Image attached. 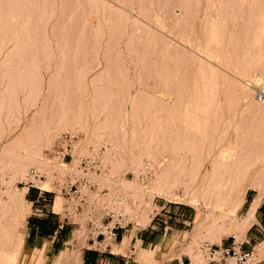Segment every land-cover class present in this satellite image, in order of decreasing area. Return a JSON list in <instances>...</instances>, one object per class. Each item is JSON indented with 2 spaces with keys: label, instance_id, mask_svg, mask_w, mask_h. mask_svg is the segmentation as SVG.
<instances>
[{
  "label": "rangeland",
  "instance_id": "obj_1",
  "mask_svg": "<svg viewBox=\"0 0 264 264\" xmlns=\"http://www.w3.org/2000/svg\"><path fill=\"white\" fill-rule=\"evenodd\" d=\"M214 1L36 0L22 34L18 12L30 4H0V264H57V259L49 263L25 244L27 216L39 208H29L23 184L28 167L43 176L36 187L51 191L47 196L54 197L53 209L69 220L66 231L73 240L63 250L70 252V259L60 264H77L82 245L104 255V245L123 250L125 241L119 247L118 239L100 244L94 239L99 222L119 197L129 209L121 211L130 220L122 234L132 239L126 256H116L117 264H204L201 241L220 245V239L229 240L230 235L247 239V228L256 222L255 216L249 219V210L259 188L249 185L239 194L227 190L218 205L185 184L190 182L188 171L194 170L199 182L208 186L215 180L226 190L229 174L224 169L241 162L244 153H249L245 163L252 178L264 172V135L256 138L264 120L253 113L264 107V102L254 101L258 90L264 91V0ZM3 14L10 15L5 17L6 26H15L11 30L3 25ZM44 34L51 42L43 50ZM73 37H84L85 43L70 46ZM236 39V56L244 55L242 62H236L229 44ZM256 53L253 60L250 56ZM231 91L241 94L238 102L227 97ZM211 99L219 120L210 106L201 107ZM64 123L69 128L60 127ZM241 124H248L246 132ZM62 132L77 135L76 155L98 154L94 185L81 189L78 197L67 198L60 191L66 170H54L57 174L51 177L53 169L50 176L49 168L23 161L26 152L49 139L37 151L59 162L60 157L43 152ZM146 159L154 170L149 185L130 175ZM19 165L23 169L16 173ZM167 168L178 175L165 192L160 184L154 191L157 174ZM7 191L15 196L12 205L4 197ZM253 194L244 213V199ZM181 209L187 212L185 219L178 215ZM155 212L156 227L150 230ZM262 215L260 211L256 218ZM139 232H150L140 246L133 241ZM150 235H155L151 241ZM160 242H169V248L155 254ZM251 251L246 264H264V241ZM221 263L234 264L228 259Z\"/></svg>",
  "mask_w": 264,
  "mask_h": 264
},
{
  "label": "bare ground",
  "instance_id": "obj_2",
  "mask_svg": "<svg viewBox=\"0 0 264 264\" xmlns=\"http://www.w3.org/2000/svg\"><path fill=\"white\" fill-rule=\"evenodd\" d=\"M8 1H10V2H19V3H22V5H25V4H30L29 5V9L28 10H25V11H21L20 10V12H18V18H19V21L17 22V26H19V29H18V32L19 33H23V32H25V29H24V24H26L27 23V21H28V16H31L32 14H31V7L32 6H34V4L36 3V0H0V4H3V3H5V2H8ZM223 1H225V0H223ZM9 2V3H10ZM208 2V1H207ZM216 2V0L214 1V3ZM222 2V0H220V3ZM208 3H210V2H208ZM213 3V2H212ZM213 3V4H214ZM186 4V3H185ZM226 4V3H225ZM228 4V3H227ZM187 5V4H186ZM207 5V4H206ZM20 6V5H19ZM31 6V7H30ZM227 6V9H228V5H225V7ZM9 7V6H8ZM207 8H209V7H211V5L210 6H206ZM224 7V8H225ZM0 9H1V7H0ZM10 9V8H9ZM17 9V8H16ZM26 9V8H25ZM226 9V8H225ZM8 10V9H7ZM7 10H5L4 12H6L7 13ZM41 10V9H40ZM206 10V9H205ZM10 11V10H9ZM9 13V12H8ZM226 13V12H225ZM10 14V13H9ZM16 14V13H15ZM4 15V17H5V15L6 14H3ZM41 15V14H40ZM7 16V15H6ZM38 16V15H37ZM8 18L10 17V15H8L7 16ZM11 18V17H10ZM3 19V18H2ZM8 20L9 19H7L6 17L3 19V25H7L8 24ZM0 21H1V19H0ZM5 21V22H4ZM2 22V21H1ZM1 22H0V26H1ZM12 24V23H11ZM2 25V26H3ZM214 25V24H213ZM13 26V25H12ZM11 25L9 26H6V28H10V30L13 28V27H15V26H13L12 27ZM215 28V27H214ZM5 30V29H4ZM215 30H216V28H215ZM219 31V30H218ZM214 32V34L216 33L215 31H213ZM221 32V31H220ZM217 33H219V32H217ZM3 35H6L5 34V31H4V34ZM8 35V34H7ZM216 35V34H215ZM1 38V37H0ZM73 38H75V37H73ZM72 38V39H73ZM86 38V37H85ZM209 38V36L207 37V39ZM211 38H212V35H211ZM217 38V37H216ZM8 39V38H7ZM84 37H76L75 38V41L73 40L72 42L69 40L68 41V43H70V46H72V45H74V46H78L79 44H81V43H83L84 42ZM87 39V38H86ZM217 39H219V38H217ZM87 41V40H86ZM211 41V40H210ZM209 41V42H210ZM7 42V44L9 43V42H11V40L9 41V39L6 41ZM50 42H51V40L49 39V37H47L46 36V34H44V38H43V40H42V47H43V50L46 48V44H47V48H49L48 47V43L50 44ZM208 42V43H209ZM3 43V42H2ZM20 44L21 43H23V39L21 40L20 39V42H19ZM85 43V42H84ZM207 43V42H206ZM220 43V42H219ZM210 44V43H209ZM230 47L232 46V47H234L233 48V52H234V55H235V59H236V62H242V61H244L245 59H244V55L242 56V57H237L236 56V52L238 51V49H239V47L237 46L239 43H238V40L236 39V41H230ZM5 46H6V44H4ZM49 46H51V45H49ZM207 46V45H206ZM215 46V45H214ZM45 47V48H44ZM46 51V50H45ZM47 53H45V55H46ZM49 55V54H48ZM49 56H51V54L49 55ZM259 56V54L258 53H256L255 55H253V56H250L253 60L255 59L254 57H258ZM46 58H48V57H46ZM45 58V59H46ZM239 58V59H238ZM27 59V58H26ZM193 59V58H192ZM251 60V59H250ZM43 61H44V59H43ZM49 61V60H48ZM24 63V62H23ZM156 63V62H155ZM255 63V62H254ZM46 64V63H45ZM20 65V64H19ZM251 67H253V64H252V66ZM212 72V71H211ZM152 75V74H151ZM152 76H154V75H152ZM214 76V75H213ZM231 84H232V82H231ZM177 85V84H176ZM231 86V85H230ZM233 86V85H232ZM228 87V86H227ZM224 88V87H223ZM234 88V87H233ZM227 97H229L230 98V100H231V102H238L240 99H241V94H234V92H230V95L229 96H227ZM228 101H227V103H228V105H230L229 103H230V100L229 99H227ZM202 102V101H201ZM264 102V100L262 101V102H258V103H263ZM203 103V102H202ZM215 103V101H213V99H211V102H208V104H202L201 105V107H202V109L203 108H207V107H209L210 106V108H212L211 109V112H212V115L216 118V119H218L217 118V116L220 114V112H218V110L219 109H217L216 108V105L214 104ZM48 104H44V106H47ZM228 107H230V106H228ZM231 108V107H230ZM222 109H220V111H221ZM250 110V109H249ZM113 111V110H112ZM232 111V110H231ZM114 112V111H113ZM222 112L223 111H221V114H222ZM258 113L259 115H260V118H261V120H264V107L262 108V109H260L259 111H255V112H253V113ZM115 113V112H114ZM77 116V115H76ZM75 116V117H76ZM234 116H236V115H234ZM61 117V116H60ZM219 117V116H218ZM221 117V116H220ZM59 119V118H58ZM216 119H214V120H216ZM220 119V118H219ZM218 119V120H219ZM217 120V122H219ZM75 121L77 122V120L75 119ZM75 122V123H76ZM138 122V121H137ZM74 123V124H75ZM79 123V122H78ZM111 123V122H110ZM109 123V124H110ZM153 123V122H152ZM235 123V122H234ZM69 123H64L62 126H60V127H62V128H69V125H68ZM237 124V123H236ZM78 125V124H77ZM153 125V124H152ZM247 125L248 124H245V125H242L241 124V126H243V130H244V132H246L247 131V129H246V127H247ZM238 126V125H237ZM247 128H249V127H247ZM238 129V128H237ZM257 135H258V137H256L257 139H259L260 138V136H262V135H264V127H262V128H257ZM172 136V135H171ZM177 136V135H176ZM104 136H102V138H103ZM106 137V136H105ZM123 140L124 139H126V133H124V135H123ZM253 138V137H252ZM256 138H254V140L256 141ZM161 140H163L164 141V136H163V139L161 138ZM47 141H49V139L48 140H45V142H47ZM167 141V140H166ZM45 142H40L39 143V147H38V149H39V151H40V148L45 144ZM162 142V141H161ZM170 142V141H169ZM49 143V142H48ZM99 143V142H98ZM166 143V142H165ZM164 143V144H165ZM167 143H168V141H167ZM103 144V143H102ZM171 144V143H170ZM176 145V144H175ZM165 146V145H164ZM213 146V145H212ZM121 147H122V149H123V153H124V151H126L125 149V144H122L121 145ZM163 147V146H162ZM185 148H187V146L185 147ZM185 148L184 149H182L181 148V150H185ZM211 148V147H210ZM231 148V147H230ZM37 149V150H38ZM17 150V149H16ZM22 150H23V148H22ZM37 150H35L34 152H31V153H29V152H26L27 154H25L24 156H25V158H23V161H25V163H31V164H33V166L34 165H36V166H42L43 168L44 167H47V168H49L50 169V171H47V173H49V175L51 176L52 174H53V176H51V177H54L57 173H55V171L54 170H63L64 169V171L66 170V171H68V170H71L72 169V167H70L69 165L71 164V163H66V162H64L63 160H61L60 158V161L59 162H54V160L53 161H51V160H48L47 158H45V157H43V156H40L39 155V151H37ZM212 150V149H211ZM76 151H77V140H76V148H75V150H74V153H76ZM153 151V150H152ZM151 151V152H152ZM159 151V150H158ZM12 152V151H11ZM19 152H21V150L19 151ZM18 152V153H19ZM41 152V151H40ZM107 152V151H106ZM154 153H156L157 152V150L155 149L154 151H153ZM242 152H244V151H242ZM245 152H247V151H245ZM123 153L121 152V154L123 155ZM150 153V152H149ZM106 154V153H105ZM111 154H113V153H111ZM126 154V153H125ZM249 154V153H248ZM248 154H245L244 153V156L242 155V157L239 159V161H241V162H238L237 161V164H233L232 163V165H228L227 164V167L224 169V171H226V173L228 172V174H229V176L224 180L225 181V184L227 185V189L226 190H224V188H219V185H218V181L216 182L215 180H212L211 182H209L208 183V186H206V184L204 183V182H199L198 181V179H199V176L197 175L198 174V172H196V174H195V171L194 170H192L191 172H189L188 171V175L186 176L187 177V179L190 181L188 184L185 182V184L187 185V186H189L190 188H193L194 190H195V192L196 193H201V194H203V195H205V196H207V199L209 198L210 200H213L215 203H217L218 202V205L222 202V200H224L225 199V197L223 196V194L224 193H227V192H233V193H236V194H239L240 192H241V190H243V188H246L247 186H249V185H252V186H255V187H257V188H259L261 191H260V193L257 195V197L254 199V201H253V203H252V205H251V207H250V213H249V219H253L254 218V212H255V210H256V207L258 206V204L260 203V200H261V197H262V195L264 194V187H263V183H264V172H261V171H259V173L256 175V177H254V178H252L251 176H250V174L248 173L249 171H247L248 170V165H247V163H245L247 160H248V158H249V155ZM96 155V157H98V154H95ZM109 155H110V153H109ZM121 155V156H122ZM154 154H151L150 156H153ZM248 155V156H247ZM52 156H56V155H52ZM114 156V155H113ZM113 156L111 155V158H113ZM57 157H59V156H57ZM115 157V156H114ZM223 158V157H222ZM247 158V159H246ZM20 160H22V159H20ZM122 160V159H121ZM22 161V162H23ZM97 161H98V158H97ZM260 161V160H259ZM20 162V161H19ZM122 162H124V161H122ZM264 162V161H263ZM21 163V162H20ZM24 163V162H23ZM22 163V164H23ZM65 163V164H64ZM115 163V162H114ZM215 163V162H214ZM220 163V162H219ZM123 164H126V165H128L127 164V161H125ZM221 164V163H220ZM219 164V165H220ZM118 165H119V163H118ZM126 165H125V167H126ZM115 166H116V163H115ZM114 166V167H115ZM121 166V165H120ZM21 167H23V166H18V169L16 170L17 172L16 173H19L20 171H21V169H23V168H21ZM68 167V168H67ZM99 167V162H98V164H97V166H96V168H98ZM221 167V166H220ZM15 168H17V166L15 167ZM36 168V167H35ZM116 168V167H115ZM128 168V167H127ZM218 168V167H217ZM251 168V167H250ZM261 168V167H260ZM263 168V167H262ZM52 169H53V172H52ZM220 168H218L217 170H219ZM169 169L167 168L166 170H164L161 174H157V184H155V185H157V186H155L154 187V191H159L160 189H161V191L162 192H165L164 190H166V188L167 187H169L170 185H171V182H173L174 181V178H175V176H177L178 175V173L177 172H175V170L173 171V169H172V171H171V169H170V171H168ZM184 170V169H183ZM189 170V169H188ZM149 171H150V174H151V178H150V180L149 181H147V182H144L143 183V181H141L139 178H137V176L135 175V171H134V173H132V178L135 180V181H138L140 184L142 183V184H145V185H149L150 183H151V181H152V175H153V168H152V165H151V163H150V166H149ZM177 171V170H176ZM194 171V172H193ZM262 171H264L263 169H262ZM25 172V171H24ZM50 172H52V174L50 173ZM57 172V171H56ZM219 172V171H218ZM251 172V171H250ZM96 173L97 172H95V171H90V172H87V173H85V174H82V177H84L85 179H86V181L88 182V183H85L83 186H82V188L81 189H83L84 190V188L86 189V190H88L90 187H89V184H94L93 183V179H95V175H96ZM225 173V172H224ZM39 174V173H38ZM222 174H223V172H222ZM216 175V174H215ZM40 179V178H39ZM38 179V180H39ZM36 180L37 179H35L34 180V182H33V184L35 185V182H36ZM187 180V181H188ZM208 180V179H207ZM221 180V179H220ZM222 181V180H221ZM223 181V182H224ZM237 181H239L238 183H237ZM228 183H234L235 185L234 186H230ZM160 184V189L158 188V185ZM44 185V184H43ZM36 186V185H35ZM223 187V186H222ZM88 188V189H87ZM228 190V191H227ZM160 191V192H161ZM227 191V192H226ZM4 194V197L5 198H8L9 199V203L12 205V204H14V202H15V196L14 195H12L11 194V192H5V193H3ZM149 195H151V194H149ZM232 195V194H231ZM152 196V195H151ZM76 197H78V196H76ZM205 199V198H204ZM7 200V199H6ZM122 200V202H121V207H120V209H123V211L124 212H126V211H128L129 209H128V207L127 206H124L123 207V198L121 199ZM196 200H197V198H196ZM230 200H232V198H228V201H230ZM8 201V200H7ZM197 202V201H196ZM210 202V201H209ZM206 203H207V200H206ZM126 204V203H125ZM124 204V205H125ZM218 207V206H217ZM250 221V220H249ZM104 248L106 247V245H104L103 246ZM169 248V242H160L159 243V245H158V247H157V251H155V254H159V253H162V252H164V251H166L167 249ZM36 251V254H38V256L39 255H41V256H44V253H43V250H35ZM73 255V254H72ZM142 254H140L139 255V261L141 260V258H142ZM251 257H252V251H251V256H250V258H249V260L251 259ZM64 258H67L66 260H69L70 259V252L67 250V249H65V250H63V252L59 255V257L57 258V264H60L61 263V261L64 259ZM69 258V259H68ZM196 259V258H195ZM199 259V258H198ZM151 260V259H150ZM197 260V259H196ZM195 260V261H196ZM228 260H231V259H228ZM248 260V261H249ZM232 261V260H231ZM247 261V262H248ZM201 262V261H200ZM199 262V263H200ZM246 262V263H247ZM194 263V262H193ZM245 263V264H246Z\"/></svg>",
  "mask_w": 264,
  "mask_h": 264
},
{
  "label": "built area",
  "instance_id": "obj_3",
  "mask_svg": "<svg viewBox=\"0 0 264 264\" xmlns=\"http://www.w3.org/2000/svg\"><path fill=\"white\" fill-rule=\"evenodd\" d=\"M264 100V91L258 90V93L254 97L255 102H262ZM76 134H70L69 132L60 133L53 141L52 145L45 148L43 154L46 156L56 155L59 156L61 160L66 163H73L72 169L65 171L62 180L60 191L62 195L67 198L76 197L80 195V190L85 183H88L82 174L90 171H96L98 161L94 153H89L87 155L78 156L74 153L76 148ZM150 161L144 160L142 165L136 169L135 175L143 182H147L151 178L149 171ZM132 177V173L130 174ZM43 176L38 174V171L34 167H28L25 173V179L23 184L26 189L34 188L36 190L35 200L41 202L42 204L49 205L51 200L47 194L52 193L49 190H44L36 187L33 182L35 179L42 178ZM94 184H89L92 187ZM121 202L119 198L114 199V207L107 211L103 220H101L97 226V233L94 236L97 244L102 241H116L119 234L125 230L126 226L130 223L129 218H127L121 211ZM34 213L40 212L39 209H35ZM186 210L181 209L178 215L185 219ZM157 212H155L151 218L149 225L150 230L155 229L154 219L156 218ZM184 221V220H183ZM188 223V222H187ZM167 226H163L165 229ZM259 229H261L259 227ZM228 245H217L212 243H207L201 241L199 243V251L204 264H220L226 259H231L234 264H245L251 256V248L244 247L246 240L238 241L233 235L229 236ZM179 264H190L189 260L181 262Z\"/></svg>",
  "mask_w": 264,
  "mask_h": 264
},
{
  "label": "crops",
  "instance_id": "obj_4",
  "mask_svg": "<svg viewBox=\"0 0 264 264\" xmlns=\"http://www.w3.org/2000/svg\"><path fill=\"white\" fill-rule=\"evenodd\" d=\"M26 193L29 200V208H31L34 205L39 206V208H33L39 209L40 212L38 213H32L33 216H27L26 219V231H25V244L27 246L34 247L35 250H43L44 258L47 259L49 263L53 261V259H57L59 255L62 253L64 248H67V245L69 244L68 241H72L73 239L70 238L67 234L68 229V217L65 216L64 212L55 211L53 209L54 204V197L51 200V203L49 205L42 204L41 202L35 200V193L36 190L30 188L26 189ZM255 194L252 196H248L246 199H244V213L248 210L249 204L252 201V198ZM243 202V201H242ZM264 203V194L261 197L260 203L256 207V210L254 212L255 220L256 222H253L246 230L245 236H247V239H245L247 242L244 244V247L251 248L260 241H264V219L256 218L258 216V213H260V207ZM264 205V204H263ZM261 211L263 212L264 216V209ZM259 227L261 229H259ZM172 230V227H169ZM70 231V230H68ZM150 232L148 233H138V238H134L133 241L135 242L137 240L139 246L142 244V239H146L149 237ZM67 235V236H65ZM156 235V234H155ZM150 235V241L155 237ZM261 235V237H258ZM132 236L130 235L128 238L125 234H122V232L119 234L118 237V243L117 246L121 247L123 244V241H125L124 248L121 252H117L111 249V246L108 245L105 248V255L102 254L101 251H96L94 248H89L85 246H80V254H79V261L77 264H117V258L122 260L123 257H125L127 250H128V244L131 241ZM257 240H260L256 242ZM87 242V241H86ZM136 242V243H137ZM229 240L227 239H220L219 244L220 245H228ZM71 246V244H69ZM96 251V252H94ZM116 258V259H115ZM262 259H264V254L262 256ZM185 261V260H184ZM182 261V262H184ZM119 263V262H118ZM125 262H122L120 264H124ZM225 263V261L223 262ZM215 264V263H214ZM222 264V263H221Z\"/></svg>",
  "mask_w": 264,
  "mask_h": 264
},
{
  "label": "trees",
  "instance_id": "obj_5",
  "mask_svg": "<svg viewBox=\"0 0 264 264\" xmlns=\"http://www.w3.org/2000/svg\"><path fill=\"white\" fill-rule=\"evenodd\" d=\"M264 204V203H263ZM262 204V206L260 207V211L261 209L263 210L264 209V205ZM263 213V212H262ZM262 219H264V216H262Z\"/></svg>",
  "mask_w": 264,
  "mask_h": 264
}]
</instances>
